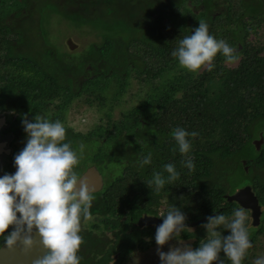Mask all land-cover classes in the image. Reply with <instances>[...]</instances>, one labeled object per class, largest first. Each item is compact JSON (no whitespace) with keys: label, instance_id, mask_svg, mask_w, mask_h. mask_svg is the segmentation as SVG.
Masks as SVG:
<instances>
[{"label":"trees","instance_id":"trees-1","mask_svg":"<svg viewBox=\"0 0 264 264\" xmlns=\"http://www.w3.org/2000/svg\"><path fill=\"white\" fill-rule=\"evenodd\" d=\"M51 14L74 28H86L95 39L77 53L70 52L51 40ZM199 21L208 25L214 38L236 47L237 65L216 59L211 71L204 69L193 78L170 73L178 63L171 52ZM262 22L264 0H0V46L19 57L23 53L19 46L27 48L24 77L45 97L88 96L112 84L113 95H118L131 78L159 82L158 94L148 91L139 105L107 129L105 147L94 141L92 158L108 175L107 200H98L93 209L100 215L120 211L115 221L119 222L124 211L116 210L118 203L132 219L174 205L190 222L215 211L230 217L234 210L225 195L241 182V158L249 139L244 135L251 124L264 120V55L261 47L247 40ZM209 85H216L217 92H210ZM177 88L179 96L174 95ZM176 127L198 133L187 154L194 162L190 172L181 165L185 157L171 136ZM149 152L152 162L140 167L138 161ZM166 163H173L180 176L153 192L146 181ZM204 222L181 233V238H192V248L209 238L201 226ZM124 229L131 244L120 247L123 257L133 249L134 240ZM136 230L139 250L156 244L153 229ZM221 233L227 235L228 230ZM149 235L150 240H144ZM96 242L91 246L98 247Z\"/></svg>","mask_w":264,"mask_h":264},{"label":"clouds","instance_id":"clouds-1","mask_svg":"<svg viewBox=\"0 0 264 264\" xmlns=\"http://www.w3.org/2000/svg\"><path fill=\"white\" fill-rule=\"evenodd\" d=\"M218 53L227 63L238 58L232 46L214 38L208 25L199 21L190 35L178 41L171 55L182 68L196 73L201 68L211 71ZM21 124L26 143L14 156L15 171L0 175V247L19 246L27 257L37 243L35 234L45 251L31 264H80L77 253L83 242L81 222L90 218L95 199L94 187L75 170L84 157L85 145L80 144L77 149L70 147L65 127L59 120L36 115L31 120L23 118ZM197 135L182 127L171 132L176 150L185 157L181 165L189 172L194 162L187 154L192 148V138ZM151 162L149 152L138 165L143 167ZM179 176L175 165L166 163L146 184L151 191L159 192ZM156 216L163 217L154 234L160 264H225L221 253L231 264H242L252 247L248 215L243 208L234 209L230 218L221 213L208 216L201 226L209 238L196 248L181 240V233L189 227L185 224V213L177 206H169ZM9 226L11 230L6 232ZM221 229L228 230V234L222 235ZM172 240L177 243L170 244L166 252L161 250V246ZM253 264H264V256H257Z\"/></svg>","mask_w":264,"mask_h":264},{"label":"flooded vegetation","instance_id":"flooded-vegetation-1","mask_svg":"<svg viewBox=\"0 0 264 264\" xmlns=\"http://www.w3.org/2000/svg\"><path fill=\"white\" fill-rule=\"evenodd\" d=\"M51 17L52 14L49 17V22ZM51 40L55 42L54 38ZM55 43L58 44V42ZM19 49L23 52L20 53L21 57L17 54H7L5 46H0V175L5 172L11 174L15 171L14 156L26 143V133L21 124L23 118L26 117L31 120L36 115L46 113L50 109L51 102L57 99L55 110L53 109L54 111L45 116L50 121H61L66 106L73 99L78 98L65 99L61 95L45 97L37 93L36 90L34 92L35 88L32 84H28L26 77H24V75L28 74V70L22 68L24 66L22 63L26 60L27 48L24 45H20ZM29 78L35 81L33 77L30 76ZM63 126L66 130V142H70V147L77 149L80 144H84L85 149H88L87 152L84 151V157L75 170L80 175H83L89 168H94L100 176L99 188L93 193L95 199L90 208L91 216L88 220L81 222L80 235L83 242L77 253L81 257L80 262L82 264L85 262L120 264L126 256L139 250V231L136 228L150 227L155 232L157 225L145 224L139 226V218L156 216L157 214L142 213L137 215L135 219L128 218L126 208L119 207V203L116 206V210L121 209L124 211V213H120L119 222L115 221L120 211L105 213L104 215L97 214L96 210L93 209L97 201L107 200L105 185L108 171L106 168L98 166L97 162L92 158V153L94 152L93 144L95 143L94 141L100 140L102 141V146L104 145L105 147L106 143L100 136H93L91 133L83 134L74 130L71 126ZM244 136H248L249 139L247 151L243 152L245 156L241 158V182L228 194H232L242 187H248L255 197L259 211L256 224H253V209L251 207H242L235 200L229 201L235 204L234 209L243 208L247 213L249 230L252 227L250 240L254 244L256 238L253 239L252 235L254 234L255 237V231L261 230L256 234V237L264 231V120H260L258 124H251L249 131ZM87 146H90V148H87ZM159 213H161V210H159ZM159 218L163 219V217ZM124 226L127 234L131 232L129 239L134 240L132 242L133 249L123 257L120 247L122 248L124 243L127 245L131 244L124 236L123 231H121ZM11 228L12 226H9V229L5 231L8 232ZM147 239L150 240V235L148 238H144V240ZM92 242L99 243L98 247L91 246Z\"/></svg>","mask_w":264,"mask_h":264},{"label":"rangeland","instance_id":"rangeland-1","mask_svg":"<svg viewBox=\"0 0 264 264\" xmlns=\"http://www.w3.org/2000/svg\"><path fill=\"white\" fill-rule=\"evenodd\" d=\"M50 31L52 38L55 39V42H58L70 52L74 51L77 53L83 49V46L86 43L95 39L94 34L92 32H88L86 28H74L68 24L65 19L56 14H52V17L50 18ZM68 38L76 44L74 49H70L66 44V39ZM247 40L249 42L256 43L258 47H261L262 49L260 54L264 55V22H262L261 25L255 26V29L248 35ZM233 48L236 49L235 46H233ZM216 59H218L217 61L221 60V62L227 66H235L238 63L239 57L234 62L227 63L224 60V57L218 53L214 60ZM203 70L204 68H201L196 73L189 72L177 63L170 70V73L182 72L185 73L188 78H193ZM166 77L167 76L164 78ZM213 82L217 83V79L214 78ZM157 84H159V82L153 81L147 84L142 83L135 78H131L129 79L127 85L123 88L122 92L118 95H113V84L106 90L97 91L96 93L88 96L82 95L73 99L66 106L60 122L63 125L73 127L74 130L82 132L83 134L91 133L92 135H95L98 133L104 143L107 144V136L104 135L107 129L111 128L114 122L121 118L122 115L126 114L134 106L139 105L145 98L148 91L153 90L155 94H158L161 87L159 85L157 86ZM208 88L210 92H217L216 85H209ZM180 93L181 91L179 88L175 89V96H179ZM56 104L57 99H54L51 102L50 109H48L46 113H42L39 116L43 117L54 111ZM87 148H90V146H87ZM84 151L87 152L88 149H84ZM112 169L116 170V167H113ZM158 210L163 212L164 207L160 206ZM191 229L192 227L189 226V230ZM251 229L249 230L250 234ZM262 232L263 233L256 237L254 244H252V247L248 250L245 256L248 258H246L247 261L244 259L242 264H253V261L257 256H264V231ZM181 240L185 244L192 247V238H181ZM176 243L177 242L175 240L169 241L165 245L161 246V250L166 252L168 251L170 244L175 245ZM156 249L157 245L154 244L144 250L134 251L132 254H129L123 259L122 264H160Z\"/></svg>","mask_w":264,"mask_h":264},{"label":"water","instance_id":"water-1","mask_svg":"<svg viewBox=\"0 0 264 264\" xmlns=\"http://www.w3.org/2000/svg\"><path fill=\"white\" fill-rule=\"evenodd\" d=\"M66 43L70 49H74L76 46L70 38L66 39ZM83 176L87 177L88 183L93 186L95 190L99 188L100 176L94 168H89ZM225 198L228 201H237L242 207H251L253 209V224L258 222L259 211L256 205V199L249 191L248 187H242L232 194H226ZM216 213L217 211L210 215L200 217L194 221L185 222V224L187 227L195 226L200 222L206 221L208 216H213ZM161 222L162 219L156 216H143L138 220L139 226H143L145 224L159 225ZM34 239L37 243L33 246L27 257H25V255L21 252L19 246H14L13 248H7L6 246L0 247V264H31V261L40 258L44 254L45 250L39 244V236L34 234Z\"/></svg>","mask_w":264,"mask_h":264}]
</instances>
